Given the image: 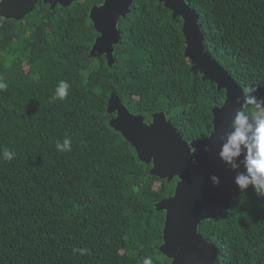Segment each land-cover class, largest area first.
I'll return each mask as SVG.
<instances>
[{"label":"trees","instance_id":"16d2710c","mask_svg":"<svg viewBox=\"0 0 264 264\" xmlns=\"http://www.w3.org/2000/svg\"><path fill=\"white\" fill-rule=\"evenodd\" d=\"M102 0L50 10L38 0L19 21L0 20V264H170L161 255L170 182L149 174L109 128L114 93L129 113L161 111L185 141L212 133L224 91L193 74L181 19L157 0H134L120 19L111 66L90 58L97 34L88 11ZM198 16L202 47L246 96L264 102V0H184ZM68 96L53 99L59 81ZM264 106V103H262ZM254 105H245L251 112ZM71 140V151L56 142ZM216 264H264V194L234 191L228 207L200 222ZM73 249H87L81 255Z\"/></svg>","mask_w":264,"mask_h":264},{"label":"water","instance_id":"95a60500","mask_svg":"<svg viewBox=\"0 0 264 264\" xmlns=\"http://www.w3.org/2000/svg\"><path fill=\"white\" fill-rule=\"evenodd\" d=\"M79 0H41L52 11L67 8ZM134 0H103L93 6L88 18L97 34L89 50L90 58L103 56L108 66L114 63L113 46L120 42L117 25L130 12ZM170 11L171 18L181 19L184 57L191 72L202 81L213 83L224 91V102L210 111L212 133L202 139L185 141L169 123L163 112L148 116L133 115L114 93L107 100V113L113 115L109 128L117 132L134 150L137 159L149 165V174L166 182L177 179L173 193L153 205L164 212L161 255L170 264H216L213 246L197 233L200 222L214 219L226 210L239 174H246L244 155L232 165L221 161L219 153L233 131L231 122L238 110L245 107V93L219 64L203 52V36L197 25L198 16L184 0H157ZM38 0H0V20L19 21L30 14ZM216 177L218 184H214Z\"/></svg>","mask_w":264,"mask_h":264},{"label":"clouds","instance_id":"9594fccd","mask_svg":"<svg viewBox=\"0 0 264 264\" xmlns=\"http://www.w3.org/2000/svg\"><path fill=\"white\" fill-rule=\"evenodd\" d=\"M7 87V83L0 77V90H5ZM69 87L66 81H59L53 99L66 98ZM244 103L255 107L250 113L244 110L236 112L231 122L233 131L222 144L219 157L222 162L232 165L235 169L234 161L243 154L246 174L237 175L236 185L241 190L252 186L257 193L264 194V106H262L264 102H258L254 97L246 96ZM71 143L70 139L65 138L63 142H56V148L58 151H71ZM15 155V152L5 148L0 153V159L11 161ZM212 179L214 184L219 183L216 177ZM73 252H80L83 255L88 250L73 249ZM143 264H152L151 258L144 259Z\"/></svg>","mask_w":264,"mask_h":264},{"label":"flooded vegetation","instance_id":"af4514ba","mask_svg":"<svg viewBox=\"0 0 264 264\" xmlns=\"http://www.w3.org/2000/svg\"><path fill=\"white\" fill-rule=\"evenodd\" d=\"M102 2H103V0L101 1V3H99L98 5H93V6H99V5H101L102 4ZM92 6V7H93ZM57 7V6H56ZM90 10V9H89ZM89 12V11H88Z\"/></svg>","mask_w":264,"mask_h":264}]
</instances>
